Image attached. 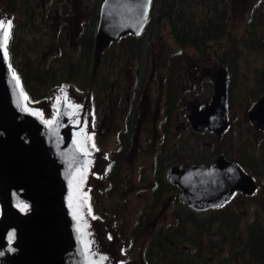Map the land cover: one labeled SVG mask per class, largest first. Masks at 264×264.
I'll return each instance as SVG.
<instances>
[{
    "label": "flooded vegetation",
    "instance_id": "flooded-vegetation-1",
    "mask_svg": "<svg viewBox=\"0 0 264 264\" xmlns=\"http://www.w3.org/2000/svg\"><path fill=\"white\" fill-rule=\"evenodd\" d=\"M102 2L103 0H19V18L15 13L16 5L10 1L6 16L13 23V29L32 34L35 45L31 40L24 45L34 46L37 59H44L43 50L50 48L53 55L47 65L51 63L60 66V71L53 73L52 87L48 80L51 69L46 65L45 69H41L42 65L39 69L35 68L37 76L43 77L45 83L49 84L46 85L49 88L48 96L40 104L42 107L48 105V108L43 109L53 106L54 113H57L61 109L60 103L65 101L72 123L73 119L74 122L77 119L74 117L81 101V122L88 105L94 113L86 116V125L90 128L100 132L109 111L113 114V122H118L123 127L117 136L118 146L109 152L106 167L100 174L105 183V195L117 197L128 193V188H125L127 173L123 169V162L132 155L136 147V134L142 128V118L153 114L151 125L145 131L152 133L154 138L158 137L157 141H163L158 148L151 147L147 155L152 159L150 165L148 163L147 168H141L137 174L138 194L147 200L145 212L148 215L152 213V225L158 223L156 218L160 213H168L173 222L172 226L170 223L166 226H154L146 233L145 253L133 264H209L215 253L218 255L223 250L226 251L224 259L233 256L241 258L240 264H264V127L256 126L249 117L254 104L264 92V78L260 68L256 76L257 89L242 101L243 92L235 87L239 64L235 52L237 48L224 46L217 51L216 48L219 47L212 44H179L171 34L169 25L163 22L177 43L179 52L175 56H164L161 72L156 67L154 57L158 55L160 45L156 47V43L164 25L162 24L158 37L152 26L147 28L152 7L142 32L139 35L124 34L110 42L101 52L96 65L95 33ZM37 12L40 13L36 15ZM39 15L40 19L36 21L39 24L36 26L34 17L36 19ZM45 15H49L47 22L52 24L54 39L52 35L49 36V28L43 29ZM18 23L21 28L15 26ZM38 27L39 30L36 29ZM43 34L47 38L45 46L41 44L43 42L39 44L37 41V35ZM188 50L191 52L188 56L190 61L187 58L179 60L186 56ZM27 58L28 55H24L23 61H28ZM73 67L81 70L84 78L76 76L80 79L73 80V73H70L72 80L65 83L60 77ZM25 71L30 73L27 68ZM223 77L225 112L222 101L215 102L216 84ZM35 107L39 108L38 105ZM114 112L120 114L119 121ZM220 162L226 171L237 166L253 181L254 188L248 191L249 185L246 182L245 186L242 185L244 188L234 189L220 205L203 211L184 204L181 198L184 190L172 181L174 178L171 172L175 169L183 172L181 180L188 186L187 193H212V203H215L216 197L219 201L220 184L215 180L214 171L211 174L209 170H214ZM86 163L84 160L81 168ZM194 170H200V173H193ZM147 183L149 188L145 187ZM258 196L259 207L254 206L261 208L263 213L256 211L243 231L236 210L248 203L250 198ZM74 198L76 200L72 182V210ZM141 224V221L138 222L135 235L139 233ZM78 228L81 233L86 232L85 227L82 230L78 225ZM200 229L198 246H194V237L199 236ZM195 230L198 231L197 235L193 232ZM139 235L134 236V241L138 240ZM143 235L142 233L141 237ZM186 240L191 242V250L181 249ZM238 246L245 248L240 252L235 248ZM155 247L157 249L153 250ZM101 264H109L107 258H102Z\"/></svg>",
    "mask_w": 264,
    "mask_h": 264
},
{
    "label": "water",
    "instance_id": "water-1",
    "mask_svg": "<svg viewBox=\"0 0 264 264\" xmlns=\"http://www.w3.org/2000/svg\"><path fill=\"white\" fill-rule=\"evenodd\" d=\"M151 5L152 0H103L95 33L96 65L110 42L142 32ZM3 31L0 28V264H89L70 207L71 183L85 156L77 146L69 108L62 101L58 116L46 123L27 107L19 78L9 65ZM221 101L225 112L224 77L216 84L215 102ZM249 117L264 127V92ZM212 171L220 184L215 203L212 193H187L183 172H171L172 181L184 190V204L203 211L220 205L246 182L248 191L254 188L237 166L226 171L220 162Z\"/></svg>",
    "mask_w": 264,
    "mask_h": 264
},
{
    "label": "rangeland",
    "instance_id": "rangeland-1",
    "mask_svg": "<svg viewBox=\"0 0 264 264\" xmlns=\"http://www.w3.org/2000/svg\"><path fill=\"white\" fill-rule=\"evenodd\" d=\"M10 1L16 5V15L19 18L21 16L18 6L19 0H0V21H4L5 24L9 20V18L6 16V13L10 7ZM228 4L229 18L227 34H225V36L219 41H213L211 44L212 46H217L220 48H216L217 51L222 50L224 46L236 47L237 51H239L240 54L237 57L239 64L237 65L235 87L237 90L243 92L241 99L244 101V99L247 98V95L251 96L252 91L257 89V71L261 67L263 61L261 56L262 54H260L259 51L246 48V45H250V42L245 43V40L249 36L248 29L253 23L252 16L254 11L259 10L264 13V0H228ZM38 5L40 6V4ZM39 13L40 12H37L36 15ZM47 14L50 13L47 12ZM53 15L54 13H52V16ZM48 16L45 15L46 19L45 22H43V29L47 30L49 28V36H51L54 30L52 24L47 22ZM39 19L40 15L36 19L34 17L36 26L39 24V22H36L39 21ZM163 27L164 28L162 29L161 37L156 43V47L157 45H160L159 49H157L158 55L154 57L156 67L160 69L161 72H163L164 67V56L167 54H172L175 56L176 53L179 52L177 43L173 40L168 28H165V25ZM11 29H13V23ZM36 29L39 30V27ZM254 33L257 37L264 39V21L263 24L257 23L255 25ZM15 34L16 35H14L13 38H16V55L14 56V63H10L11 70H13V72H15V67L17 66L24 70V55H28L27 60L30 61L29 65L25 64V67L30 72L27 74L30 80L35 76V68H38L40 65H42L41 69H45L44 65H46L49 69H51L50 71H60V66L58 64L54 65L48 63L47 65V62L53 55V52H51L50 48L43 50L42 54H45L44 59H37L34 46L25 47L24 45V43L29 40H31V43L35 45V43L32 42V34L21 29L17 30L16 28ZM46 39L47 38L44 34L37 35V41L39 44L43 42L41 44L45 46ZM51 47L53 50L55 49L53 46ZM249 48H252V46ZM190 55L191 52L188 50L186 56L184 58H179V60H184L185 58L188 59V56ZM188 60L190 61V59ZM53 73L48 75V80L51 84V87L53 86V82H51ZM70 73H73V78L71 77ZM90 74H88L89 78ZM63 76H65V78ZM63 76H61L60 79L65 80V83H68L75 78L80 79L76 76H81L84 78L83 72L81 70H77L76 67L67 69ZM64 87H67V85H64ZM40 92H42V87ZM34 93L39 92L36 91ZM84 97L81 100H83ZM38 107L39 108L30 106V109L38 113L41 118H49L54 113L53 106H50L49 109H43L48 108V105H43V107L42 105H38ZM78 109L79 111L74 117L77 119L75 122L74 119L72 121V125L74 127V137L77 139L78 147L84 153V156L86 157L84 160L87 163L85 164V167L76 172L73 177L72 182L74 184V197L76 193V200L74 198L72 208L76 220L78 221V225L81 226L82 230L84 227L86 229V232L83 231L82 233V240L85 243L87 259L91 264H101L102 258H107V262L109 264H133L134 261L142 258V254L145 253L144 249L146 240L144 237L146 233H149V230L154 226H166L168 223H170L172 226L173 222L172 217H170L168 213H160L156 218L158 223L152 225V213H149L148 215V213L145 212L147 200L138 194L139 186L137 184V174L141 168H147L148 163L150 165L152 159L147 155L149 154L151 147L153 146L158 148L160 144H162L163 140L159 142L157 141L158 137L154 138L152 133H147L145 131V129L151 125L153 114H148L147 116L143 117L141 120L142 128L141 130L138 129L136 134V147L133 150L132 155L123 162V169L125 168L127 173V182L125 180V188H128V193H125L124 196L117 197L105 195L104 193H107L105 191V183L103 182L102 176H100V174L106 167V161H108L109 152L116 149L118 146L117 136L118 133L123 130V127L118 124V122H113V114H110L109 111V115L105 118V125L99 132L97 129L90 128L88 125H86V116L89 113L91 115L94 114L92 109L89 108V105L84 112L82 122L80 120V115L82 114L81 101L80 107L78 106ZM115 114L116 120L119 121L120 114ZM80 140L81 142H79ZM144 158H146L148 162ZM95 172H97V175ZM145 187L149 188L148 183ZM249 200L250 201L248 203L241 205L240 208L236 210L240 219V228L243 231L247 221L256 211L263 213L261 208H256L254 206L255 204L257 207H259V196L252 197ZM140 221L142 224L139 228V233L136 234L140 235L138 236V240L134 241V236H136L135 232L137 231L136 227ZM142 233L144 235L141 237ZM190 243L191 242L189 240L184 241L181 245V249L191 250ZM156 249L157 247H155L153 250ZM216 255L217 252L211 258L213 260H210L209 264H240L241 261V258H234L233 256L224 259L226 256L225 250L220 252L217 256ZM215 256L216 258H214Z\"/></svg>",
    "mask_w": 264,
    "mask_h": 264
},
{
    "label": "trees",
    "instance_id": "trees-1",
    "mask_svg": "<svg viewBox=\"0 0 264 264\" xmlns=\"http://www.w3.org/2000/svg\"><path fill=\"white\" fill-rule=\"evenodd\" d=\"M10 4V2H9ZM8 4V5H9ZM33 9V7H31ZM228 18H229V4L228 0H153L152 13L147 28L153 27L155 36L158 37L163 22L169 25L170 32L175 40L182 45H201L206 46L213 41H219L227 34L228 31ZM253 23L249 30V36L245 40L250 42V45H246L248 49L257 50L262 54V65L260 67V73L264 78V39L259 38L254 33V28L257 23L264 21V13L256 10L252 16ZM255 22V23H254ZM17 28H21L20 23ZM15 29L12 30V34L9 36L7 48L10 53V63H14L15 59V44L16 38H13ZM236 58L240 54L235 50ZM25 64L29 65L28 61L23 62V67L26 69ZM24 69V70H25ZM17 66L15 72L19 76L22 88L27 97V102L32 105L43 104L45 98L48 96V90L43 77L35 76L27 81L29 78L24 70ZM50 70V69H49ZM23 72V73H22ZM54 71H49V74ZM39 84V85H38ZM42 87V92L40 89ZM46 90V91H45ZM38 91L39 93H34ZM193 220L192 216H188ZM197 229V227H196ZM197 235V230L193 231ZM201 234L199 230V236L194 237V246H198V240ZM150 247V249H152ZM240 252L244 250V246L235 247Z\"/></svg>",
    "mask_w": 264,
    "mask_h": 264
},
{
    "label": "snow or ice",
    "instance_id": "snow-or-ice-1",
    "mask_svg": "<svg viewBox=\"0 0 264 264\" xmlns=\"http://www.w3.org/2000/svg\"><path fill=\"white\" fill-rule=\"evenodd\" d=\"M12 27L11 21H7V23L5 24L4 21H0V28H3V38H4V45L6 46L7 44V40H8V36L10 34V29ZM6 55V52H5ZM14 78H16L18 80V77H15V73H13Z\"/></svg>",
    "mask_w": 264,
    "mask_h": 264
}]
</instances>
